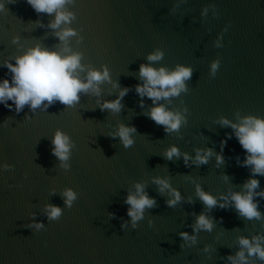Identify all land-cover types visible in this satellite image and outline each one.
Returning a JSON list of instances; mask_svg holds the SVG:
<instances>
[{"label": "water", "instance_id": "water-1", "mask_svg": "<svg viewBox=\"0 0 264 264\" xmlns=\"http://www.w3.org/2000/svg\"><path fill=\"white\" fill-rule=\"evenodd\" d=\"M3 4L0 78L11 77L5 61L15 63L39 44L57 52L66 48L64 55L80 54L81 80L89 69L104 67L110 80L99 84V96L91 90L78 93L72 107L55 101L43 111V105L34 112L25 105L16 113L0 105V164L13 166L0 170V264H230L226 256L240 250V237H264V198L253 197L261 218L246 219L232 207L208 209L196 195L197 184L216 197L246 191L242 185L250 167L238 163L244 150L234 136L228 138L231 127L218 121L264 117V0H66L64 10L73 16L56 29L49 27L54 13H37L26 0ZM65 28L75 34L61 41L56 32ZM221 34L223 47H217ZM156 50L162 58L148 61ZM217 58L221 63L213 77ZM142 63L169 71L178 65L192 68L186 91L158 101L186 117L178 131L165 133L146 116L151 99L144 97L141 107L135 85L142 83ZM125 87L129 91L119 112L100 110L97 100H114ZM121 124L136 128L128 148L110 135ZM57 129L70 138L64 162L51 153ZM222 140L225 162L219 166L215 154L207 164L190 160L187 167L182 155L164 156L173 145L192 157L197 149L218 153ZM156 178L167 179L180 202L169 207L168 190L161 193ZM257 178L260 192L264 176ZM137 183L156 203L145 208L133 229L124 201ZM66 189L77 194L70 208ZM46 205L60 207L61 217L49 220ZM201 212L215 218L213 229L197 232L196 243L181 248L179 233L193 235ZM34 223L45 228L29 227ZM247 264L264 260L252 255Z\"/></svg>", "mask_w": 264, "mask_h": 264}, {"label": "clouds", "instance_id": "clouds-1", "mask_svg": "<svg viewBox=\"0 0 264 264\" xmlns=\"http://www.w3.org/2000/svg\"><path fill=\"white\" fill-rule=\"evenodd\" d=\"M26 2L37 13L42 12L50 15L54 13V19L49 24V27L53 29L58 28L62 23L69 22L73 16L71 12L64 10L66 0H26ZM3 9V0H0V11H3ZM74 34L71 28H65L56 32L61 41H65L67 37ZM219 37L220 39L216 41V46L223 47V44H221L223 35L221 34ZM18 39L15 36L12 42L16 43ZM66 51L67 49L65 48L63 51L57 52L42 48L37 44L35 47L28 49L23 55L15 57V63L5 61L4 67L11 73V77L10 79L0 78V105L10 110L14 107L16 113H20L24 106L27 105L34 112L41 105H43L42 111L46 110L55 101L72 107L79 102L80 97L78 93L80 92L91 90L94 95L99 96L101 91L99 84L110 80L108 68L104 67L103 71L89 69L86 79L81 80L78 70L83 71L84 68L80 63V54L64 55L63 53ZM162 55L163 53L160 50H156L147 56V60L158 61L162 58ZM220 63L219 58L212 62L211 71L213 77L216 75ZM192 71L190 66L183 65H178L171 71L163 66L156 68L151 63H142L139 66V76L142 83L135 85V91L141 97L140 105L143 107L144 97L151 99L153 106L146 113V116L157 125H162L165 133L178 131L182 123L186 124L187 120L179 112L173 113L165 105L159 104L158 101L176 96L181 91H186L185 81L191 77ZM115 86L118 85L114 84ZM128 91V87L122 88L114 100H105L103 103L97 100L100 110L110 109L112 112H119L123 107L121 101ZM185 112H187V109H185ZM218 122L222 126L231 127L233 131L227 134L228 138L234 136L244 150V159L238 160V163L243 167H250V175L242 185L246 191L232 192L230 196L221 194L219 197H216L204 191L197 184L196 195L208 209L214 207L227 209L228 207H232L239 216L246 219H259L261 218V212L258 208L259 202L254 201L253 197L256 195L264 198V190L260 192L255 191L260 185L257 176H264V117L246 116L240 118L238 123L221 117ZM134 132H136L135 126L121 124L117 132L110 135L113 137L118 136L123 146L128 148L134 143L131 135ZM51 143L53 145L51 153L60 161H67L69 159L70 147L69 136L57 129ZM225 144L226 140H222L218 153H214L211 148L197 149L194 157L188 153L181 154L178 147L173 145L165 151L164 156L166 159L172 160L173 157L179 159L182 155L183 162L187 167L190 160L197 166L207 164L209 157L215 154L216 164L219 166L225 162L223 154ZM11 167L13 166L7 163L0 164V170H7ZM62 167L68 169L70 168V164L62 163ZM224 178L227 180L228 176L225 174ZM154 182L160 186L159 191L161 193L166 189L168 190L171 198L166 201V204L169 207H173L180 202L181 195L179 191L173 189L167 179L156 178ZM63 196L66 197L65 204L69 208L72 207L73 201L77 199V194L71 189H66L63 192ZM124 202L130 206L127 210V215L131 217V227L133 229L137 228V221L143 219L145 208L150 209L156 203L155 198L150 197L144 191V186L140 183L136 184L135 192L129 193ZM46 209L49 220H58L61 217L60 207L46 205ZM214 220V217H209L203 212L197 215L195 224L192 225L193 235H189L186 231L179 233L183 239V243L180 245L181 248H184L186 245L191 246V244H195L197 240L195 234L197 232L201 230L211 232L214 227ZM151 225L152 222L149 221V226ZM33 226L36 230L45 228L43 223L29 225V227ZM125 227L126 223L121 225L122 229ZM261 241H264V237H240V250L235 255L228 254L226 256L227 261L230 264H247V257L252 255H255L260 260H264V243H261ZM208 248L209 246L206 245L204 251H208Z\"/></svg>", "mask_w": 264, "mask_h": 264}]
</instances>
